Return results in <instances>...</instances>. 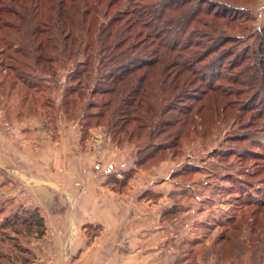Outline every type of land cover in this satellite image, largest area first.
Segmentation results:
<instances>
[{
    "label": "rangeland",
    "instance_id": "rangeland-1",
    "mask_svg": "<svg viewBox=\"0 0 264 264\" xmlns=\"http://www.w3.org/2000/svg\"><path fill=\"white\" fill-rule=\"evenodd\" d=\"M244 1L253 18L240 15L219 31L238 34L241 45L254 44V32L264 27V0ZM116 8L113 5L109 14ZM100 20L106 21L103 16ZM247 60L241 68L253 63V58ZM227 61L212 65L208 72L216 77L206 73L209 83L193 85L205 90L211 83H220L225 92L217 91V97L209 91L200 97L188 92L164 108L167 113L153 141L160 143L161 151L154 158L148 156V140L143 139L151 129H138V140L127 139L124 133L115 134L126 119L123 116L92 117L98 107L87 109L83 116L81 103L65 108L61 100L66 71L60 70L48 85L26 75L15 81L14 73L0 63V264H82L71 255L70 246L77 245L78 232L94 236L103 228L87 218L82 221L79 212L81 203H85L83 209H96L94 201L101 196L92 198L89 192L97 185L125 202L116 209V231L121 236L117 241L139 236L145 246L140 250H148V264H264L255 254L264 238L242 219L248 210L246 198L254 197L239 185L248 180L256 189L264 186V157H250V148L264 152L258 144L259 140L264 143V131L259 129L264 122V95L246 100L255 89L250 74L260 76L261 71L257 65V71L249 68L238 83L223 82L218 76ZM195 67L200 69L198 64ZM14 81L15 87L11 86ZM29 82H33L31 96L24 101ZM179 92L175 89L174 94ZM35 93L37 101L32 98ZM219 99L222 103L216 104ZM185 111L195 115L196 125L191 126L190 119L185 123ZM251 114L256 117L254 125H248ZM132 119H127L128 128L135 126ZM171 119L172 126L167 123ZM254 133L259 140L248 141L245 134ZM124 174L129 176L125 182ZM145 228L146 235L141 233ZM222 236L226 241L220 240Z\"/></svg>",
    "mask_w": 264,
    "mask_h": 264
},
{
    "label": "trees",
    "instance_id": "trees-1",
    "mask_svg": "<svg viewBox=\"0 0 264 264\" xmlns=\"http://www.w3.org/2000/svg\"><path fill=\"white\" fill-rule=\"evenodd\" d=\"M244 2L0 0V54L4 60L0 63L14 73L12 79L15 81L22 80L26 75L45 80L51 85L53 76L58 75L60 70L66 71L67 84L61 100L65 108L70 104L77 108L81 103L83 116L87 109L96 107L98 112H91V116L97 119L109 113L113 117L123 116L121 118L126 119L117 126L119 130H115V134L124 133L127 139L135 137L138 140V129H151L143 139L148 140L145 147L148 156L154 158L156 151H161L157 148L160 143L153 144V141L159 136L158 124L167 113L164 109L167 105L188 92L195 97L208 91L214 97L219 95L217 91L225 92L220 83H211L205 90L193 86L197 81L209 83V75L216 77L208 72L210 68L213 70L212 65L216 62L222 63L228 59L218 79L236 83L249 68H256L257 71L259 65L260 76L250 74L249 79L255 82V89L252 97L246 100L250 101L253 96L258 100L264 95V27L254 32L256 42L247 45H241L238 34H222L219 31L229 23H235L240 15L253 18L249 4ZM113 5L119 8L109 14ZM101 16L106 21L101 22ZM248 58H253V63L249 65L248 62L245 68H241ZM197 64L200 69L195 67ZM227 69L231 71L224 74ZM15 81L11 82V86L15 87ZM23 81L27 82L26 79ZM27 84L29 88L23 91L24 101L31 96L33 88V82ZM175 89L180 91L176 95ZM32 98L37 101L39 96L36 94ZM215 103L222 101L219 99ZM185 112V123L190 119L191 126L196 125L195 115ZM127 119L135 121V126L128 128ZM249 119L248 125H254L255 115L251 114ZM167 121L174 125V119ZM259 129L264 131V122ZM180 134L176 135V145ZM257 136L256 133L245 134L250 142L259 140ZM259 141L258 144L264 148V143ZM149 147H153L152 150ZM250 149V157H264V152ZM144 159L137 160V164L144 162ZM125 174L123 182L129 177ZM114 182L121 181L116 179ZM243 182L239 185L247 187L254 198H246L245 208L248 210H244L242 219L247 220L253 233L264 238V186L261 184L256 189L253 182ZM34 219L41 221L38 216ZM220 240L226 241L224 236ZM228 241L234 243L232 239ZM255 254L257 259L263 261L264 243L256 248Z\"/></svg>",
    "mask_w": 264,
    "mask_h": 264
},
{
    "label": "crops",
    "instance_id": "crops-1",
    "mask_svg": "<svg viewBox=\"0 0 264 264\" xmlns=\"http://www.w3.org/2000/svg\"><path fill=\"white\" fill-rule=\"evenodd\" d=\"M95 194L101 196L100 198L97 197L98 199L94 201L97 206L96 209L94 208L95 211L83 209L85 203H81L82 209L80 208L79 212L83 214L82 221L87 218V222L93 223L94 225L101 224L103 228L94 236H87L86 232L78 235V232L76 237L77 245L74 248H72L73 244L70 246L71 255H74L75 258L77 257L79 259L78 261L82 262V264H148V250L146 248L140 250L141 247L145 246L141 245L139 236H131L134 239L136 238L134 242H132L130 236L129 238L124 237L121 243L117 241L121 236L116 231L118 227L117 219L119 218L116 209H120L125 205L123 199L121 197L116 198V194H113V192L108 193L102 190V188L100 190V186L98 185L89 192V196L91 197L92 195V198ZM59 211L65 215L63 209ZM150 218L153 220L152 216ZM118 229H122V227ZM155 229L151 223L150 231L154 232L156 231ZM147 231L148 229L145 228L141 233L146 235L145 232ZM120 234L122 235L121 232ZM132 243L137 247L132 249ZM154 247H151L150 250L153 253L155 252V248L157 250V247Z\"/></svg>",
    "mask_w": 264,
    "mask_h": 264
}]
</instances>
